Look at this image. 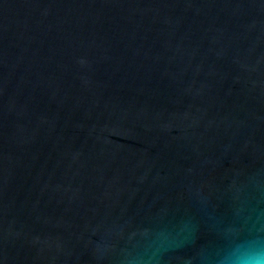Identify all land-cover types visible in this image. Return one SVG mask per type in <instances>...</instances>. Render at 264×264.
<instances>
[{
	"label": "water",
	"instance_id": "water-1",
	"mask_svg": "<svg viewBox=\"0 0 264 264\" xmlns=\"http://www.w3.org/2000/svg\"><path fill=\"white\" fill-rule=\"evenodd\" d=\"M257 244L264 0H0V264Z\"/></svg>",
	"mask_w": 264,
	"mask_h": 264
},
{
	"label": "clouds",
	"instance_id": "clouds-1",
	"mask_svg": "<svg viewBox=\"0 0 264 264\" xmlns=\"http://www.w3.org/2000/svg\"><path fill=\"white\" fill-rule=\"evenodd\" d=\"M223 264H264V246H250L242 254L226 258Z\"/></svg>",
	"mask_w": 264,
	"mask_h": 264
}]
</instances>
